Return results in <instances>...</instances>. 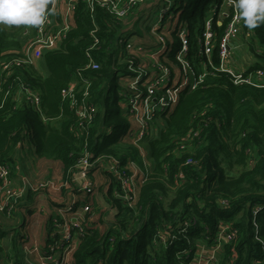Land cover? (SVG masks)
<instances>
[{
	"label": "trees",
	"instance_id": "1",
	"mask_svg": "<svg viewBox=\"0 0 264 264\" xmlns=\"http://www.w3.org/2000/svg\"><path fill=\"white\" fill-rule=\"evenodd\" d=\"M170 1L168 13L176 19L174 24L185 23L189 29L187 57L194 74L204 77L197 88H186L174 108L160 116L164 124L158 135H148L139 146L123 138L130 122L119 79L133 74L127 40L138 32L142 4L119 17L110 8L91 14L81 3L75 12V26L62 47L44 52L47 74L37 65H15L7 71L0 66V163L12 168L14 152L27 138L39 157L61 163L62 179L68 185L87 153L103 178L98 193L107 209L98 215V225L89 224L93 220L89 221L91 212L87 213L84 233L69 252L66 264H191L199 246L211 245L225 222L236 235L223 243L218 264H258L264 259V86L237 84L231 75L217 69L218 43L232 15L224 0ZM237 2L254 58L246 73L264 70V19H258L264 16V0H254L252 6ZM222 6L229 16L219 17ZM209 16H213L217 38L213 65L198 39ZM94 18L99 25V43L90 48L95 41L91 36ZM18 25L25 28L29 23H13ZM172 27L168 32L177 49L180 40ZM22 41L17 31L6 30L0 21V62L21 55ZM87 51L98 68L87 66ZM168 58L180 66L175 54ZM138 62L135 59L134 64ZM75 77L79 101L98 107L92 125L84 129L62 96ZM22 83L40 94L43 115L25 96L16 98ZM142 152L151 166L130 205L120 197L118 176L103 165L116 159L119 169L129 174L126 166L130 161L141 163ZM93 167L88 173L93 190L82 204L90 209L98 206L91 198L97 186ZM46 190L30 188L25 197L32 200ZM255 208L260 210L255 212ZM109 210L113 217L105 220ZM55 218L59 217L53 216L48 224L51 233ZM1 235L9 233L0 228ZM11 241L14 264H26L21 252L27 239L19 237L18 242L15 234ZM0 252H4L1 242Z\"/></svg>",
	"mask_w": 264,
	"mask_h": 264
},
{
	"label": "built area",
	"instance_id": "2",
	"mask_svg": "<svg viewBox=\"0 0 264 264\" xmlns=\"http://www.w3.org/2000/svg\"><path fill=\"white\" fill-rule=\"evenodd\" d=\"M148 1L149 0H48V4L45 8L44 22L42 24H29L22 32L24 37L27 38L23 45L22 54L6 62L1 61L0 66L2 70L7 71L15 65L25 67L37 65L38 60H43L45 51L60 49L68 32L75 26V12L81 3L85 4L91 14L95 13L97 9L109 10L110 8L119 17H124L132 8L138 5L141 6V4L144 5ZM224 1L226 5L232 9V15L223 37L218 43L220 64L217 69L231 75L234 82L237 84H250L262 87L264 86L263 69H258L250 73H246V69L240 71L237 69V62L233 56L236 55L235 51L239 52L242 47L240 43L241 38L239 36L244 32L242 27L243 13L237 0ZM169 2L171 3V1L168 0L163 9H159L158 14L161 24L164 18L169 14L168 11L170 7L167 5ZM222 15L223 17L229 16V13L222 11ZM92 21L93 29L91 31V36L94 37L95 41L90 48H93L99 43V39L96 36L99 25L95 21V18ZM212 22L213 16H209L198 38L201 51L208 57V63L210 65H213L211 56L217 45V38L212 28ZM161 24L156 23L153 25L151 27L152 31L156 33ZM172 31L176 32V36L180 40V46L175 49L173 39H167L164 35H158L159 42L157 46L154 45L151 47L152 50L149 53L150 62L148 65L140 62L138 56L128 49V44L131 40H127V51L132 53L131 58L128 59V63L133 74L121 76L119 79L120 85L122 86L120 91L122 104L130 122L129 128L123 138L138 146L144 138L154 133L160 116L174 108L179 101L181 93L186 88L190 90L197 88L204 77V74L198 77L194 74L192 65L187 57L190 42L188 26L185 23H175L172 27ZM171 38L173 37L171 36ZM143 49L144 48L136 50L139 52L143 51ZM172 54H175L180 66L168 58ZM87 56L89 59V64L87 66L93 69L98 68L99 64L89 51H87ZM135 59H139L138 65L134 64ZM78 76L82 77V75ZM21 85L22 90L19 92V95H16V98L25 96L32 108L43 115L40 94L26 87L23 83ZM77 85L78 78L75 77L69 83V86L62 90V96L63 99L70 102L72 108L81 119L80 126L84 129L86 126L92 125L98 107L95 104H87L79 101L77 97ZM84 95H88V90L84 92ZM26 142L27 138L22 145H26ZM142 155L148 173L150 164L146 157V153L142 152ZM118 166L119 161L116 159H110L104 162L103 165L105 170L118 176L122 189L120 197H123V199L127 200L131 205L134 203L137 196L136 178L138 175H141L142 182L146 179L147 173L143 172L135 161H130L126 166V168L130 170L129 174L120 170ZM92 167L93 162L90 161V154L87 153L78 162L76 165V172L71 177L72 181L75 180V177L81 180L78 189L86 194L92 192L94 186L88 174ZM11 169L9 164L0 163V179L2 182L0 187H9ZM66 185V182L59 186L52 184L56 190ZM48 186V184H41L33 188H45ZM22 195L23 193H16L15 190H8L6 192L5 203H3L4 206H8L15 197L18 198ZM73 205L68 207L67 211L73 210ZM82 209H84V213L81 218H79L77 214L74 221H66L64 217L54 219L53 226L57 228L52 232L53 240L49 250L51 249L54 251L57 249L60 251V254L56 257L51 250L49 254H46V252L43 253L42 264L67 263L69 252H71L74 245L78 243L79 238L85 230L83 224L90 207L82 206ZM258 210H260V208H255V212ZM57 234L59 238L56 237ZM235 235L236 232L232 229L231 224L226 222L223 223L211 245L204 243L199 246L191 264H218L223 243L232 240ZM25 249L30 252L38 251L36 247L30 248V246H25ZM258 264H264V259Z\"/></svg>",
	"mask_w": 264,
	"mask_h": 264
},
{
	"label": "rangeland",
	"instance_id": "3",
	"mask_svg": "<svg viewBox=\"0 0 264 264\" xmlns=\"http://www.w3.org/2000/svg\"><path fill=\"white\" fill-rule=\"evenodd\" d=\"M168 2V0H149L146 4L142 5V7H140V11L138 13L139 17L141 16V23L138 25V32H136L135 34L138 36H141L143 38L140 37H136L135 35L133 36L134 33H132L130 35L131 39H133V41L131 40L130 43L128 44V49L130 51H132L134 54H136L138 56V58L140 59V62L148 65L150 62L149 59V53L151 52V47H153L154 45L157 46L158 42H159V37L158 35H164L167 34L168 36H165L167 39H172L171 38V34L168 32L169 28L172 27L174 25V18H172V14H168V16L166 17V20L162 21L161 24V20H159V9H163L165 4ZM221 12L223 11L224 6L221 7ZM220 18L223 17L222 13L219 16ZM140 19V18H139ZM162 19V18H161ZM133 20V19H132ZM132 20H130L132 22ZM159 22V23H158ZM14 22H4L1 21L2 26L8 30V31H17L19 38H21L23 42L22 45L25 44V40L27 38L24 37V35L22 34L23 29L21 28V26H13ZM161 24L158 31H156V33H154L151 29V27L155 24ZM169 27V28H167ZM22 29V30H21ZM240 39V43L242 44V47L240 49L239 52L235 51V54L233 56V58L236 60V66L237 69L240 70H245L248 67V64L254 59L250 50H249V39L245 36V32H243L241 34V36H239ZM146 42H149L146 44ZM143 43L146 44L143 45ZM142 44V45H141ZM143 49V51H139L137 52L136 49ZM135 55V56H136ZM37 68L39 70H41L43 73H48L47 67L46 65H44V62L42 59L37 61ZM164 122L163 120L159 119L157 122V128H155L156 130H154V133L152 134V137H155L158 135L160 129L162 128ZM25 147L32 148V142H30L27 139L26 145ZM25 152H31L29 150H26ZM13 165H12V170H11V174H10V183H9V187H0V213L6 217L8 216H12L13 212L15 210L16 207V203L18 204V200L19 198H14V200L11 202V204H9L8 206H4L3 203H5V198H6V192L8 190H15L16 193H26L28 191V189L36 187L38 185L41 184H48L49 186L47 187V190L45 191V193L47 194V196L49 194H51V196H57V193H62V188L68 187L71 188L70 185H66L63 186L62 188H60L59 190H56L53 185H60L63 182L62 176H57L58 173H60V166L59 165H53V164H49L47 161H43V164H39L38 160H36V162H33V165H37L36 167V173L32 175H30L31 170L29 168H31V162L29 160H27V158H23L20 150H18V152L15 154V156L13 157ZM149 164L151 166L150 160L148 158ZM39 164V165H38ZM45 164V165H44ZM140 168L143 170V172L147 173V166L144 163V160L142 159L141 163H138ZM44 165V166H43ZM58 166V168H57ZM47 168V169H46ZM150 167H148L149 170ZM32 169V168H31ZM47 172L48 176L44 177V178H39V174L41 176H43V174ZM93 176L95 177V180L97 181V186H96V190L94 191V194L91 196V198H93V201H96L98 206L97 208L95 207H91L90 210H88V212H91L90 214V220L92 221L89 224H93L94 222L96 223L97 221V217L98 215L103 212L105 209H107V204L104 203V201L100 198V194L98 193V188L100 185L103 184V178L100 177V170L96 169L95 167H93ZM141 175H138V177L136 178V193H138L140 185H141ZM80 191V190H79ZM25 196V195H23ZM21 198V197H20ZM23 199V198H22ZM84 211V209H83ZM84 213V212H83ZM60 217V216H59ZM113 217V212L109 210V213L106 214L105 220H109ZM5 221V219H4ZM39 223V220L37 221ZM36 221L33 222V225H31V232L33 233V236H31V240L32 242L30 243V248H37V246L40 243V238L42 237V234H39V230L40 228H38L36 226ZM98 225V223H96ZM96 225V226H97ZM55 228H57L56 226H54L53 231L55 230ZM30 240V241H31ZM5 250H7L9 248V243L7 240H5L3 243ZM204 244V243H202ZM32 245V246H31ZM25 246H29L28 244L24 243L23 245V255H24V260L26 264H42L43 260L42 257L43 255L37 251H34L32 255H27L26 252L27 250L25 249ZM9 250V249H8ZM10 254L9 251H4V252H0V264H5L8 255ZM26 254V256H25ZM11 256L13 257L14 254ZM14 258V257H13Z\"/></svg>",
	"mask_w": 264,
	"mask_h": 264
},
{
	"label": "crops",
	"instance_id": "4",
	"mask_svg": "<svg viewBox=\"0 0 264 264\" xmlns=\"http://www.w3.org/2000/svg\"><path fill=\"white\" fill-rule=\"evenodd\" d=\"M136 37L143 38L141 36H138L134 34ZM133 35V36H134ZM130 40L133 41V39ZM134 43V41H133ZM149 42H146V44ZM145 43L143 45L146 46ZM142 45V44H141ZM20 150V153L23 158H27L31 162V170L30 175L33 176L34 173H36V167L37 165H33V162H36L38 160L39 164H43V161H47L49 164L59 165L60 168V173L57 174V176H62V165L60 162L57 161H51L45 158L39 157L36 153L35 150L33 149V146L30 150V148L25 147V145L18 146L14 152L13 157L15 154ZM26 150H29L31 152H25ZM38 164V165H39ZM40 164V165H41ZM45 165V164H44ZM43 165V166H44ZM58 168V166H57ZM47 169V168H46ZM39 178H44L48 176V173L45 172L43 176L40 174L38 175ZM71 182V188L65 187L64 189L62 188V193H57V196H51L49 194L45 193V191H41L38 194L34 196V198L31 200L26 196V193H23L25 196H20L18 197V204L16 203L15 210L13 212V215L10 217H6L0 213V228L4 231L9 233L8 236L2 237L0 236V242L1 244L7 240L9 243V250H5L4 245L2 244L4 251H9L10 254L7 257V260L5 264H14V258H12L11 253L13 255V251L11 249V244H12V236L16 234V237L18 238L19 242V237H23L27 239V244L30 246V243L32 240L30 239L31 236H33V233L31 232V225H33V222L36 221V226L40 228L39 234H42V237L40 238V243L37 246V252L43 254L47 252V248L51 246L52 243V236L53 234L51 233V230L48 227L49 221L53 216H60L64 217L66 221H74V218L78 214V217L81 218L83 214V209H82V204L84 200L89 198L88 194L84 193L83 191H79L78 186L81 182V180L78 177L74 178ZM23 198V199H22ZM75 204V205H73ZM71 205L74 206L73 210L67 211V208L70 207ZM77 211V212H75ZM75 212V213H74ZM5 219V221H4ZM39 220V223L37 222ZM51 237V238H50ZM51 239V241H50ZM31 240V241H30ZM32 246V245H31ZM51 250V249H50ZM53 252L54 256H58L60 254V251L55 249ZM23 254V252H21ZM26 254L32 255L33 252L27 251ZM25 254V256H26ZM24 256V255H23ZM27 257V256H26ZM4 264V263H3Z\"/></svg>",
	"mask_w": 264,
	"mask_h": 264
},
{
	"label": "clouds",
	"instance_id": "5",
	"mask_svg": "<svg viewBox=\"0 0 264 264\" xmlns=\"http://www.w3.org/2000/svg\"><path fill=\"white\" fill-rule=\"evenodd\" d=\"M47 4L48 0H0V21L42 24Z\"/></svg>",
	"mask_w": 264,
	"mask_h": 264
},
{
	"label": "snow or ice",
	"instance_id": "6",
	"mask_svg": "<svg viewBox=\"0 0 264 264\" xmlns=\"http://www.w3.org/2000/svg\"><path fill=\"white\" fill-rule=\"evenodd\" d=\"M242 3L244 5L252 6L254 3V0H242Z\"/></svg>",
	"mask_w": 264,
	"mask_h": 264
},
{
	"label": "water",
	"instance_id": "7",
	"mask_svg": "<svg viewBox=\"0 0 264 264\" xmlns=\"http://www.w3.org/2000/svg\"><path fill=\"white\" fill-rule=\"evenodd\" d=\"M123 198V197H122Z\"/></svg>",
	"mask_w": 264,
	"mask_h": 264
}]
</instances>
